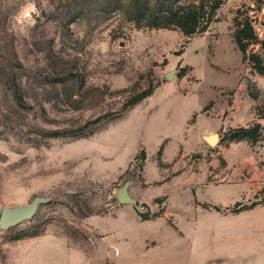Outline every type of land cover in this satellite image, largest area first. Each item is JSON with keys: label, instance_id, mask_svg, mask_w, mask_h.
<instances>
[{"label": "rangeland", "instance_id": "rangeland-1", "mask_svg": "<svg viewBox=\"0 0 264 264\" xmlns=\"http://www.w3.org/2000/svg\"><path fill=\"white\" fill-rule=\"evenodd\" d=\"M118 4L0 0V212L36 196L46 200L33 218L0 226V264H64L61 252L69 264H107L84 249V239H94L91 215H100L90 221L106 241L120 246L110 264H264V75L249 59L264 58V0H224L208 29L190 37L176 27L131 21ZM238 22L256 33L246 57L234 39ZM150 86L157 89L152 96L118 117ZM204 103L201 112L213 113L212 124L227 121L206 133L219 135L215 150L178 156L169 171L182 174L141 192L168 195V202L140 203L136 154L146 150L147 182L168 175L158 151L171 137L166 159L174 157L189 117ZM206 117L200 114L190 136ZM255 122L257 143H220L229 129ZM65 131L76 133L52 135ZM124 186L137 205L114 201ZM261 200L232 211L237 202ZM154 204L167 214L141 219ZM61 229L82 240L81 250L60 243L56 253H38L36 243L29 245Z\"/></svg>", "mask_w": 264, "mask_h": 264}, {"label": "trees", "instance_id": "trees-1", "mask_svg": "<svg viewBox=\"0 0 264 264\" xmlns=\"http://www.w3.org/2000/svg\"><path fill=\"white\" fill-rule=\"evenodd\" d=\"M224 0H193L189 3H182L181 0H118L119 8L128 16L131 21H134L140 25L150 28H179L186 37H190L196 33L204 32L208 29L210 23L216 15L217 10L220 8ZM234 39L239 49L244 53L246 57L247 47L251 41L256 39V33L249 22L242 24L238 22L237 30L234 33ZM250 61L253 63L254 69L261 75H264V58L260 54L252 53L249 55ZM14 87V93L18 97L17 90ZM154 92V88H150L136 96H133L130 100L123 104V113L131 106L141 102ZM204 108L203 111H205ZM104 115L103 118L108 117ZM195 115L192 120H194ZM261 123L255 122L248 127L231 128L225 132L220 140V143L226 141L239 142L243 140L249 141L251 144L257 143L261 137L260 133ZM75 131H65L61 133H54L53 136L59 135H74ZM164 150V144L158 151V162L163 165L162 155ZM147 158V153L144 149L135 156L136 161L142 162V169ZM163 199L157 198L156 201H162ZM261 201H254L249 206H242L240 202H237L232 209L233 212H240L243 209L253 208ZM219 209V208H218ZM162 213L155 212L153 214L141 213L143 219H150L159 216Z\"/></svg>", "mask_w": 264, "mask_h": 264}, {"label": "crops", "instance_id": "crops-1", "mask_svg": "<svg viewBox=\"0 0 264 264\" xmlns=\"http://www.w3.org/2000/svg\"><path fill=\"white\" fill-rule=\"evenodd\" d=\"M154 92L150 96H152L154 94ZM150 96H148V97H150ZM234 97H235L234 98V102H235V101H237L238 92H236L234 94ZM141 102H139V103H141ZM139 103H137V104H139ZM137 104H135V105H137ZM135 105H133V106H135ZM133 106L128 108L125 112H127ZM205 106H206V103H204L202 105V107L199 108V110L194 111L192 113V116L189 117L188 122L186 124V130L184 132V135L182 136L181 141H179L178 146L176 147V150H178V152L174 155V157L172 159H170V161L166 159V150H167L169 141L171 140V137H167L164 140V143H163L164 144V150H163V155H162L163 165H160L158 160H157V164L161 169H164L166 171V173H168V175H166L165 177L161 176L159 180H155L153 182H147L146 178L144 177V166H145V163H144L143 172H142L143 173V175H142L143 184H141V187L138 188L139 194L137 195L138 197L139 196L140 197L139 198L136 197L140 203L145 202L146 204L147 203L149 204L150 200H152V199L156 200L157 198L163 199V203L168 202L167 201L168 195L158 196L156 198H144L142 196L141 192L144 188H146L150 184H154V185L163 184L167 181L174 180V178H176L177 176L182 174V173H180V171H176L173 174H171L169 171V168H174L177 165L176 159L178 158V156H180L181 158L184 159L191 152H194L195 150H199V151L200 150H206V148L215 150V147L210 145L208 143V141L206 140V135L213 129V126L217 125L218 123L220 126H222V124H225L227 121H226V119L224 120V118L221 117L220 120L218 119L217 121L216 120L214 121V122H216V124H212L211 122H213V113H211V111H209L207 113L201 112L204 110ZM233 109H236V107L233 106ZM200 114H205L207 116L206 117L207 119L205 122H203V125L201 126L200 130L197 129L194 131V136H195V138H194V136H190V134H188V133L191 130V128L195 129V125L198 122V117L200 116ZM194 115H195V118H194V120H192ZM130 160L131 159H129V161ZM192 189H194V188H192ZM112 205L113 206L111 208H114L115 202H113ZM154 205H155L154 207H151L152 213L159 212L162 209L164 211H162L163 214H161V216L165 215V212L167 214V211H165L164 206H162V207L157 206V208H156V204H154ZM108 213L106 215H109ZM106 215H104V216H106ZM94 216H100V215H91L88 217V222L91 225L89 227L90 229L88 231L90 232V234L93 235L94 239L93 238L84 239V241H85V243H83L84 249L90 250V252L95 251L94 252L95 255L101 256V262H103L105 260L107 264H110L111 261L112 262L118 261L120 258V255H121L120 246L116 242H107L106 241V235L101 233L100 231H98V229L95 228L94 224L90 221L92 219V217H94ZM141 219H143V218H141ZM86 233H88V232H86ZM50 236L53 237L51 239V241L47 240V237H50ZM32 241L33 242H31L29 245L34 246L36 243L35 248H36V252L38 250V253L41 251L40 248H42L43 250H49V252L51 251V252L56 253L57 245H59L60 243L62 244L64 250H69V251L76 253L78 250H81V248H79L78 246H79V244H81L79 242H82V240H79V239L76 240L75 238L71 237V235L67 234L66 231H64L63 229L52 232V233L46 231L45 233H42V234L34 237L32 239ZM49 244H51L52 246H49ZM43 246H44V248H43ZM60 255H61V258H60L61 262H63L64 264H69V261H68L66 255L63 252H61ZM95 262H96V260H95Z\"/></svg>", "mask_w": 264, "mask_h": 264}, {"label": "water", "instance_id": "water-1", "mask_svg": "<svg viewBox=\"0 0 264 264\" xmlns=\"http://www.w3.org/2000/svg\"><path fill=\"white\" fill-rule=\"evenodd\" d=\"M174 75V71L167 72L166 78L171 79ZM206 140L210 145H215L219 141L218 134H211L206 137ZM42 197L36 196L32 202L24 206H5L0 212V226L3 229H9L24 220H29L34 217L40 203L45 202ZM114 201H119L124 204L137 205V200L129 195L127 188L124 186L118 191V197L114 198Z\"/></svg>", "mask_w": 264, "mask_h": 264}]
</instances>
